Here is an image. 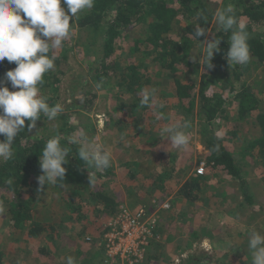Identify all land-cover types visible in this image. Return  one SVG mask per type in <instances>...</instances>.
I'll list each match as a JSON object with an SVG mask.
<instances>
[{"label": "trees", "instance_id": "obj_1", "mask_svg": "<svg viewBox=\"0 0 264 264\" xmlns=\"http://www.w3.org/2000/svg\"><path fill=\"white\" fill-rule=\"evenodd\" d=\"M236 2L237 16L246 18L244 22L249 32L248 43L252 59L247 65L230 67L226 59L230 33L216 31L212 39L219 38L221 40L220 52L214 53V58L211 61L212 68H206L204 61L202 62L201 79L199 87L196 88L193 83L173 75L185 71L190 66L187 56L188 50L193 44L199 43L191 35L197 23L204 27L206 32L210 29V25L214 20L209 16L207 24L199 21L197 11L208 7L214 12L216 7L212 1L95 0L93 9L80 13L75 22L70 21V23L74 22L73 35L57 51L55 69L45 74L42 87L43 93L45 90H49L50 99H48V103L54 105L53 97L57 94L58 85L61 79L71 70L70 54L74 48L81 45L77 47L81 50L77 52V56L82 61L84 59L89 63L86 74L88 80L82 82L76 90L77 94L83 97V103L75 110L69 111L70 118L64 115L62 124L49 135L37 133L36 131L28 132L27 125L29 122H25V130L21 131L13 142L14 158L6 162H0V190L11 192L18 197L21 196V190L23 189H28L29 193L36 190L39 185L37 184V178L42 174L39 167V157L42 155L46 140L54 134L61 135V145L70 148V153L66 157L68 164L64 165L67 169L65 180L62 183H57L55 187L60 190L64 187L84 186L89 180L91 170L86 168L79 159L77 154L78 145L69 144L67 141V138L76 133V127L70 120L79 114L77 109L86 113L91 112L95 106V101L98 99V92L104 91L108 110L107 118L104 120L103 129L105 133L103 131L101 135H106L108 131H112L109 133L112 134L116 130L120 136L123 137L124 135L130 143L138 140L141 146L145 140L153 145H158L159 147L157 146L156 149L160 155L157 157V161L160 163V160H167L165 163H158L161 169H164L162 166L169 164V159L175 160L178 157L177 155L175 157L178 149L170 146V140L161 138V132L166 126L176 123L182 124L186 121L185 118L189 116L187 121L191 122V128L189 129L191 137L193 125L196 124L199 127L203 145L207 150L205 157L207 171H217L222 177L230 179L232 185L240 190L239 193L243 192V199L248 200V203H252V197L246 195L242 178L246 175L247 168L256 165V159L264 157V103H262L264 101L259 99L260 92L245 85L240 80L241 75L253 62L264 65V0H236ZM62 6H64L63 0ZM177 16H180L178 20L185 22L184 28L180 29L182 34L180 37L177 33L171 32L172 22L177 19ZM137 24H147L146 30L150 35L147 38L148 45L145 50H147V56L152 58L146 64L139 59H133V53H138L137 55L141 56L142 50L140 48L136 45L126 46L125 44H123L125 46L123 47L120 43L126 38L128 31ZM260 31L263 33H260ZM204 39L205 36L199 38L201 42ZM124 49L126 52L122 62L125 65H122L120 60ZM197 66L196 64L195 72ZM15 67L14 62L9 63L7 60L0 62V80L4 79L7 71ZM150 67H154L155 71L160 67L162 70H158V72L166 80L163 83L171 82V88L170 93L167 92L162 96L159 95L161 92H158L157 104L148 108L140 105L141 97L138 94L153 82L151 80L154 75L149 71ZM89 80H92L91 82H94L93 84H96V86L99 84V90L94 91L89 85ZM158 84H153L152 88ZM6 86L9 87L10 91L18 90L13 89L10 83ZM227 103L233 104V107L236 108V121L240 120L243 124L247 122L249 126L252 123L251 127L260 133L254 140L246 143L245 150L242 149L237 153L238 159L228 149L225 141L217 136L216 124L226 119L229 114ZM171 108L176 111L173 115L166 113ZM194 109L197 110L196 113ZM44 119L46 118L41 115V120ZM233 132L235 135V131ZM3 139L4 137L0 136V140ZM216 145H219V149L212 150ZM92 171L94 173L93 177L99 181H104L110 174L109 168L104 172H96L95 169ZM163 171L164 173L154 172L149 177H143L146 183L139 185L138 191H134L133 187L127 190L128 193L139 195L140 192L146 193L148 188L171 191L182 183L176 193L180 196L182 202L184 201L185 206H191L196 203L199 195L207 188L205 185L206 175H194L183 181L185 177L179 179L180 177H174L172 171L169 172L166 169ZM134 175L130 173L131 178H134ZM95 197L98 203L103 205L102 212L109 216L115 213L114 199L110 198L107 192L98 190ZM9 209L10 222L17 230L16 234L22 235L24 242L29 244L32 241H38L42 237L48 245H57L58 239L61 238L60 231H64L67 227L57 228L59 225L33 220L31 207L28 204L23 205L20 201L10 204ZM184 215H186V211H183ZM94 222L97 223V220ZM82 227L83 232L89 230L87 226L83 225ZM92 228H96V224ZM103 232L104 230L101 233L103 234ZM97 237L92 238L88 249L91 253L88 257L86 255L83 260H80V264H96L97 259L99 260L100 251L92 252ZM163 250H165L164 254H168L170 251L169 248H162L160 253L157 249V252L150 250L145 261L140 264H170L172 262L170 259H173L174 254L173 252L170 253V257H172L169 260H163L158 257L163 254ZM39 252L42 253L41 259H52V253L47 252L45 249H40ZM2 258L3 254L0 253V264L3 263ZM155 258H159L156 259L157 262H154L153 259ZM200 259L196 261L186 260L179 264H200L205 261L204 259L199 261ZM159 260L163 261L160 263ZM95 261L96 263H94Z\"/></svg>", "mask_w": 264, "mask_h": 264}, {"label": "rangeland", "instance_id": "obj_2", "mask_svg": "<svg viewBox=\"0 0 264 264\" xmlns=\"http://www.w3.org/2000/svg\"><path fill=\"white\" fill-rule=\"evenodd\" d=\"M210 1L214 3L216 10L219 6L224 7L230 2L235 5L237 3L236 0ZM178 17L180 16H177V19L172 22L171 32L177 33L180 37L182 35L180 29L184 28L185 22L178 20ZM215 27L216 24L213 21L205 39L211 40L213 38L216 32ZM146 29L147 24H137L128 31L123 42H120L122 46L123 44L126 46L136 45V47L140 48L142 50L141 56H138V53H133V59L144 61L145 64L149 63L152 58L151 56H147V50H145V47L148 45L147 38L150 37ZM260 33L263 32L260 31ZM77 47L70 54L71 70L65 77H61L57 94L53 97L55 103L63 105V114L57 121L49 122L47 119L38 121L37 127L32 132L52 134L57 129H53V125H61L64 115L70 118L69 111L75 110L81 104L79 100L81 95L77 94L76 90H78L77 87L82 82L88 80L86 74L89 63L84 59L82 61L77 56V52L81 51ZM125 52L126 50L124 49L121 62L124 59ZM201 53L202 46L199 43L193 44L189 48L187 55L190 62L189 68H186L183 72L175 73L173 76L193 83L198 88L203 62L199 63L200 57L198 55ZM192 57H195V59ZM196 64L198 66L195 72ZM122 65L125 64L122 62ZM158 70L162 69L159 67ZM158 70L155 71L154 67H150L149 71L154 76L151 80L153 81L152 84H149L150 86L147 87L148 89L149 87L152 89L153 84L159 83L157 86H154L157 90L156 97L165 95L167 92L170 93L171 88V82L163 83L166 80ZM82 71L84 72L82 73ZM91 81L89 80L90 87L94 91L99 90L96 84H93L94 82ZM240 82L260 92L259 99L264 101V65L255 62L250 64L241 75ZM158 92H161V94L159 93L158 95ZM44 93L50 99L49 90H45ZM98 94V99L95 101V106L91 112L86 113L83 110L78 111L77 109V113L79 112V114L70 121L76 127V132L81 129L86 131L89 136L95 138L97 144L111 152L112 166L109 168L110 175L104 181H99L93 177L95 180L93 185H90L88 180L84 186L64 187L60 190L51 184L40 190V186L38 185L32 193H29L28 189L21 190L20 197L11 192L0 190V200L3 201L6 207V212L0 214V253L3 254L2 264H65L63 257L67 255L76 257L80 264V260H83L86 255L88 257L91 253L88 250L90 246L84 242L86 234H84L82 226H87L89 228L88 231L92 233L91 235L97 237L99 231L109 224L108 219L110 218L100 210V208H103V205L98 203L95 197L98 190L109 192V197L116 201L125 198L126 201L124 202L127 208H129V211H132L134 209L133 202L139 204L141 203V199L138 197V194L130 196L127 190L134 187L133 190L138 191V186L146 183L143 177H149L154 172L164 173L159 164L165 163L167 160H160V163L157 161V157L160 155L156 149L158 145H153L144 140L145 143L143 141L140 146L138 140L133 141V143L124 141V139L120 140L122 136L116 130L112 134H109L112 131H108L106 135H101L103 131L105 133L103 129L104 120L107 118L108 109L105 92L100 91ZM159 99L161 100L162 98ZM227 107L229 114L226 119L216 124V130L217 133H220L219 138L225 141L228 149L238 159L237 153L242 151V149L245 150L246 143L254 140L260 133L251 127L252 123L249 126L247 122L243 124L240 120H235L237 114L233 104L227 103ZM196 111L194 109L195 113ZM166 113L173 115L176 111L171 108ZM185 119L189 120V116ZM92 128L94 132H92ZM233 131H235V136ZM142 138L144 139L145 137ZM190 139L191 143L189 147L184 150H178V153L189 157L191 152V168L195 174L199 168V164H204L203 176L206 175L207 177L205 181L207 188L199 195L196 203L185 207L186 215L184 216V206L182 205V200L177 197L179 196L178 194L177 196H172L161 207V204L156 206L152 204L153 207H156L150 213V217L155 219V233L159 238H163L162 241L167 239L165 244L159 242L161 241L160 239L155 241L156 245L159 244L156 249L158 253L162 251V248L170 249L169 253L165 254L164 260H169L172 257H170V253L173 252L174 256L173 259H170L172 260L170 264H179L186 260L196 261L200 258L205 260L200 264H251V253L248 251V236L250 235V231L255 229L264 233V157L256 159V165L247 168L246 175L242 178L246 195L252 197L251 201H253L252 203H248V200L243 199V192L240 194V190L232 185L230 179L222 177L217 171H207L205 162L207 151L203 145V139L200 137L199 127L196 124L193 125L192 137ZM178 169H183L182 165ZM130 173L135 174L134 178L130 177ZM173 175L177 177L179 173L175 172ZM162 196L164 195L161 191L160 199L163 201L165 196ZM19 201L23 205L28 204L31 207L33 220L59 225L57 228L67 226L64 231H60L61 238L58 239L57 245H48L42 237L38 241H32L29 244L24 242L22 235L16 234L17 230L10 222L9 207L10 204L12 205ZM146 201L149 202L146 199L140 207L147 205ZM164 205H168L170 208H163ZM153 207L147 206V209ZM180 207L181 211L178 212ZM97 210L100 211L98 212ZM95 220H97V223L94 222ZM95 224L96 228H92ZM95 229L98 230L95 231ZM82 244L83 246H81ZM40 249H45L47 252L52 253V259H41L42 253L39 252ZM175 250H178L176 254L174 253ZM92 252H94V249ZM164 252L165 250H163V254ZM161 256L159 255L158 257ZM107 261L108 264H118L119 262L118 260ZM98 262L97 264H100V259Z\"/></svg>", "mask_w": 264, "mask_h": 264}, {"label": "clouds", "instance_id": "obj_3", "mask_svg": "<svg viewBox=\"0 0 264 264\" xmlns=\"http://www.w3.org/2000/svg\"><path fill=\"white\" fill-rule=\"evenodd\" d=\"M0 0V62L7 60L16 67L5 73L0 80V162L12 160L15 156L14 139L25 130L32 132L37 127V121L43 115L47 121H57L63 114L61 103L50 105L48 97L43 94L42 87L46 73L55 69L57 51L69 41L74 32V22L82 12L90 11L95 6V0ZM209 16L215 21L216 31L230 33L229 49L226 59L230 67L247 65L252 56L249 46V32L244 22L246 18L237 16V7L228 3L214 12L206 7L197 11V19L205 24ZM70 21H74L70 23ZM210 31V30H208ZM192 37L199 41L202 53L199 63L204 61L206 68H212L214 53L220 52L221 40L205 39L206 29L197 23ZM195 59V57H192ZM11 84L16 91H10L6 86ZM100 85H97L99 88ZM157 90L145 88L138 95L140 105L151 108L157 104ZM83 103V97H80ZM53 125V129L58 128ZM190 121L166 126L161 132V138L170 140V146L178 150L187 149L191 143ZM220 136V133H217ZM69 144L78 145L77 154L84 166L91 170L90 185L95 183L94 173L104 172L112 166V155L109 150L96 143L95 138L84 130H78L67 138ZM216 145L212 150H218ZM70 148L61 145V135H51L39 157V167L42 174L38 176L40 190L49 184L56 185L65 180L68 164L66 157ZM197 175V174H196ZM201 176V175H200ZM63 186V185H62ZM6 212V207L0 200V214ZM248 251L251 253V264H264V233L252 229L248 236ZM65 264H78V259L72 255L63 257Z\"/></svg>", "mask_w": 264, "mask_h": 264}, {"label": "built area", "instance_id": "obj_4", "mask_svg": "<svg viewBox=\"0 0 264 264\" xmlns=\"http://www.w3.org/2000/svg\"><path fill=\"white\" fill-rule=\"evenodd\" d=\"M203 166V163L199 164L197 175H203ZM168 207L164 205L163 208ZM154 225L155 219L150 217V212L145 208L132 212L121 207L117 215L107 224L102 236L104 264H108L107 260H118V264H140L145 258L150 243L160 239L155 233Z\"/></svg>", "mask_w": 264, "mask_h": 264}, {"label": "crops", "instance_id": "obj_5", "mask_svg": "<svg viewBox=\"0 0 264 264\" xmlns=\"http://www.w3.org/2000/svg\"><path fill=\"white\" fill-rule=\"evenodd\" d=\"M235 136V135H234ZM122 139H124V141H129L128 139H126V137L123 135V137L120 139V140H122ZM125 144V143H124ZM207 151V150H206ZM173 154H174V152H173ZM176 155L178 156L177 158H175V160L173 159V160H170L169 158V160L168 161H170V163L169 164H167V165H163L162 166V168H164V169H162V170H167V171H169V172H173V173H175V172H178L179 173V175L177 176V177H180L179 179H182L183 177H185L184 178V180L183 181H185V180H187L188 178H190V177H193L194 175H196L194 172H192V168H191V157H192V154H191V152H190V156L189 157H186V155L185 154H181V153H178V150L176 151V154H175V157H176ZM184 155V156H183ZM173 156V155H172ZM171 158V157H170ZM171 161H174V162H171ZM182 165V167H183V169H178V167L179 166H181ZM131 171H133V170H131ZM182 173H184V174H182ZM182 174V175H181ZM110 174H108V176H109ZM184 175V176H183ZM197 176H200V175H197ZM201 176H203V175H201ZM181 184L182 183H180L176 188H174L173 190H171V191H166V190H163L162 189V194L165 196V199L162 201V199H160L161 197H160V192H161V190L159 191V189H157L156 188V190H155V188H152V189H154V190H151V188H148L147 189V191H146V193H144V192H140L139 193V195H138V197L141 199L140 200V202L141 203H139V204H136V203H134L133 202V208L134 209H132V212H134V211H136L137 209H139V208H145L147 211H149L150 213L152 212V210L153 209H155L156 207H153V205L154 206H156V205H160V207L162 206V204L163 203H166V202H168V200L169 199H171L172 198V196H177V190L180 188V186H181ZM109 193V192H108ZM129 194V193H128ZM155 195H157V197H155ZM159 195V196H158ZM131 196V195H130ZM152 196H154V197H152ZM164 196H162V197H164ZM177 197H179L180 198V196H177ZM146 199H148L149 200V202H147L146 201V203H148L147 205H144V206H142V207H140V205H143L144 203V201L146 200ZM181 199V198H180ZM124 201H126L125 200V198H123V199H121V200H119V201H116L115 199H114V206H115V213L113 214V215H107L110 219H108L109 220V222L115 217V215L119 212V210H120V208L121 207H125V208H127V206H126V204H125V202ZM155 202H157V204H155ZM143 203V204H142ZM153 204V205H152ZM181 205V204H180ZM182 205L184 206L183 207V211H185V205H184V201L182 202ZM147 206H152L153 208H148L147 209ZM104 208H100V210H103ZM127 209H129V208H127ZM179 211H181V207H180V209L178 210V212ZM105 227H107V225L105 226ZM104 227V228H105ZM160 227V226H159ZM104 230V232H105V230H106V228L105 229H103ZM102 230V231H103ZM101 231V232H102ZM99 233V236L97 237L98 239H97V242L95 243V245H94V248L93 249H95L94 250V252L95 251H97V250H99L100 251V255H99V259H100V264L102 263V264H104V251H103V242H102V236H103V234H104V232H103V234L102 233ZM84 234H86V238L84 237V241H85V243H86V241H87V245H91V240H92V238H94V237H92V233H90L88 230L86 231V232H84ZM89 235V236H88ZM161 236H162V234H161ZM90 239V240H86V239ZM162 239L163 238H160V240L161 241H159V242H162L163 244H165L166 243V240L167 239H164L163 241H162ZM159 244H157L156 245V243L155 242H151L150 243V245H149V247L147 248V250H146V255H145V258H144V260L142 261V262H144L145 261V259H146V257H147V255L149 254V252H150V250L151 251H155V252H157L156 251V248H157V246H158ZM81 246H83V244L81 245ZM82 248V247H81ZM178 251V250H177ZM93 252V253H94ZM92 253V254H93ZM174 253H176V250L174 251ZM159 258H162L163 260H164V258H165V254L163 255L162 254V256L161 257H159ZM159 258H155V259H153L154 261H157L156 259H159ZM163 260H159L160 261V263L163 261ZM99 260L97 259V262H98ZM158 261V262H159ZM94 263H96V261L94 262ZM97 264V263H96Z\"/></svg>", "mask_w": 264, "mask_h": 264}]
</instances>
